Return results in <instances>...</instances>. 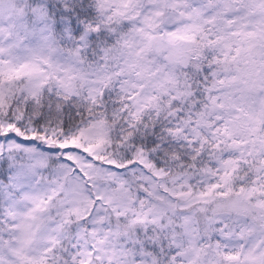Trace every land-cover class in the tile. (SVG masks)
<instances>
[{
	"label": "snow or ice",
	"instance_id": "obj_1",
	"mask_svg": "<svg viewBox=\"0 0 264 264\" xmlns=\"http://www.w3.org/2000/svg\"><path fill=\"white\" fill-rule=\"evenodd\" d=\"M0 264H264V0H0Z\"/></svg>",
	"mask_w": 264,
	"mask_h": 264
}]
</instances>
